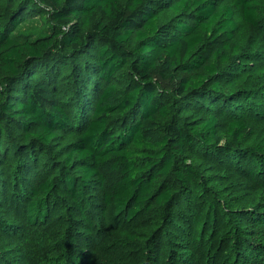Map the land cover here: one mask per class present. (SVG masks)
<instances>
[{
    "label": "trees",
    "instance_id": "trees-1",
    "mask_svg": "<svg viewBox=\"0 0 264 264\" xmlns=\"http://www.w3.org/2000/svg\"><path fill=\"white\" fill-rule=\"evenodd\" d=\"M166 3L176 12L194 9L193 23L175 18L160 24L158 15L142 0H130L127 8L123 0H0V71L6 74L4 89L0 86V157L10 153L22 157L19 165L26 173L27 164H33L29 157L22 156L30 153L23 150L25 145L31 142L37 152L57 139L58 132L72 127L70 112L53 95L63 68L70 71L75 106L80 99L77 113L91 109L73 137L67 157V162L78 163L79 177L71 176L64 167L62 181L57 178L58 182L43 180L34 185L22 173L9 180L0 174V197L6 203L11 202L13 194L16 202L21 195L28 197L25 216L31 226L46 222V198L56 183L77 210L79 224L87 228L93 222L83 191L94 184L101 191V216L109 205L117 212L126 211L128 219L142 205L149 211L150 203L169 202L172 190L165 180L157 184L159 178L166 179L174 173L180 182L195 183L194 173L179 166L176 154L182 155L195 145L206 147L211 141L218 146V115L225 117L238 105L240 109H250L248 98L219 88V83H212L203 72L214 74V61L229 62L230 55L239 50L234 39L238 30L235 13H241L243 23L256 27L264 20V0H229L221 10L215 0ZM43 10L48 14L49 26L40 36L30 38L29 34L18 33L28 22L27 16ZM125 65L131 73L129 91L111 84L115 73ZM33 76H37L35 81L30 79ZM157 78L175 81L174 91L180 101L206 100L214 113L192 128L172 120L166 135L154 145L160 147L156 157H147L151 160L138 166L136 154L152 150L147 139L164 128L163 119L168 115V107L157 92ZM103 83L106 85L100 90ZM255 108L257 115L264 117V106L255 103ZM111 114L120 117L110 121ZM13 130L21 140L17 145L13 143L15 147L9 140ZM251 134L252 129L243 119L231 120L229 139L222 147L232 152L235 162L249 163L250 173L264 181V170L258 161L264 158L260 155L264 153V142L249 153L255 159H248L247 151L242 153L240 143ZM26 141L29 142L25 144ZM106 165L119 174V179L107 188L102 172ZM261 207L256 208L262 213ZM193 215L195 230L208 223L210 217L209 213ZM254 221L264 228L263 218ZM69 241L74 244L78 240L73 236ZM241 250L246 261L256 258L258 264H264V253H251L247 247ZM79 263L78 255L69 260V264Z\"/></svg>",
    "mask_w": 264,
    "mask_h": 264
},
{
    "label": "rangeland",
    "instance_id": "rangeland-1",
    "mask_svg": "<svg viewBox=\"0 0 264 264\" xmlns=\"http://www.w3.org/2000/svg\"><path fill=\"white\" fill-rule=\"evenodd\" d=\"M142 1L158 15L160 24L175 18L176 21L193 23L192 8L188 12H176L170 9L167 0ZM215 1L219 10L229 3V0ZM129 3L130 0H123L125 8ZM26 19L28 22L21 26L18 33L29 34L30 38L40 36L49 26L45 10ZM234 19L238 25L234 39L239 50L230 55L229 62L214 61V74H203L212 83H219V88L227 92L235 91L234 94H240L243 99L248 98L246 102H249L250 109L243 110L238 105L234 106L231 114L225 117L218 115V146L211 141L206 147L195 145L182 155L176 154L179 166L186 172L190 170L194 173L195 183L180 182L174 173L166 179L159 178L157 184L165 180L171 188V200L165 204L150 203L149 211L142 205L128 219L126 211L117 212L112 205L104 207V215L101 216L99 210L103 208V201L98 185L84 188L93 222L90 228L79 224L77 210L58 189L57 183L46 198V222L34 226L27 222L25 216L28 197L24 199L21 195L16 202L12 200L16 195L13 194L8 203L0 197V264H69L70 258L75 255L80 258L79 264H258L256 258L246 261L241 249L247 247L251 253H264V228L254 221L257 217L264 219V181L250 173L249 163L235 162L232 152L222 145L229 139L228 123L239 118L252 129V134L240 143L244 149L243 155L254 153L257 145L264 142V117L257 115L255 108V103L264 106V20L253 27L243 23L240 12L235 13ZM215 28L213 26L211 30ZM21 69L23 71V66ZM69 74L70 71L63 68L56 83L59 87L53 95L58 102L63 101L64 109L70 112L72 127L58 132L57 139L41 146L37 152L33 151L31 142H25L28 144L23 150H30V153L22 156L26 159L29 157L33 164L30 166L26 161L29 170L24 171L28 174L20 169L22 157H16L15 153L0 157V174H4L1 177L9 180L14 174L22 173L27 180L31 178L34 185L43 180L56 181L57 178L60 182L64 167L71 176H80L78 163L74 160L67 162V157L73 137L91 109L81 114L75 110L80 99L77 100L78 106H75L71 98L74 92L69 84ZM5 75L0 71L2 89L6 84ZM130 75L129 66L125 65L115 73L111 84L119 90L129 91ZM30 79L35 81L37 76ZM155 82L162 102L168 107V115L163 119L164 128L147 139L152 150L145 149L136 154L138 166L151 160L147 157H156L155 153L160 147L154 145L166 135L167 125L172 120L183 127L192 128L214 113L206 100L180 101L174 91L175 81L157 78ZM105 85L100 84V90ZM119 117L118 114L109 115L110 121ZM9 133L10 143L15 147L14 144L21 141L19 134L15 130ZM166 149L170 151L168 147ZM260 155L264 157L263 152ZM247 158L255 159L250 154ZM258 161L264 170V158ZM102 172L106 177L105 188L119 179L118 172L111 171L108 165ZM258 205L262 206V213L256 208ZM193 212L210 214L208 223L205 222L199 230L194 228ZM73 236L78 240L74 244L69 241Z\"/></svg>",
    "mask_w": 264,
    "mask_h": 264
}]
</instances>
